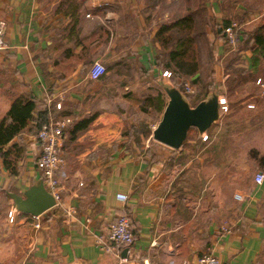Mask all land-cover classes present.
Here are the masks:
<instances>
[{
    "label": "crops",
    "instance_id": "0c3cea01",
    "mask_svg": "<svg viewBox=\"0 0 264 264\" xmlns=\"http://www.w3.org/2000/svg\"><path fill=\"white\" fill-rule=\"evenodd\" d=\"M223 1L210 0L211 11L224 14ZM152 3L0 0V118L20 95L35 99L48 115L71 118L61 138L64 163L56 171L63 203L39 213V226L21 209L32 201L34 188L49 193L35 165V134L18 136L25 150L17 174L4 169L0 156V264H197L196 257L208 247L220 264H264V180L255 184L252 176L244 189L227 183L235 171L225 169L220 140H188L192 129L178 148L150 138L168 99L160 84L168 76L155 64L152 38L159 21ZM184 12L186 6L179 15ZM168 16L165 12L162 19ZM236 47L246 68L258 72L249 62V49ZM131 52L146 74L121 73ZM93 61L111 68L89 78ZM112 70L118 74L110 75ZM251 83L260 87L250 94L256 101L246 105L256 104L261 113L264 73ZM127 95L139 100L136 108L158 116L152 125H132L139 131L136 141L126 134L129 126L115 128L108 118L116 113L115 101ZM223 97L227 110L236 108ZM89 115L93 121L76 123ZM214 127L215 122L204 132L212 137ZM210 144L217 148L212 156ZM210 161L218 164L211 174ZM236 192L241 199L234 198ZM120 213L131 222L132 242L99 248L96 237L105 238L109 222Z\"/></svg>",
    "mask_w": 264,
    "mask_h": 264
},
{
    "label": "rangeland",
    "instance_id": "374dc122",
    "mask_svg": "<svg viewBox=\"0 0 264 264\" xmlns=\"http://www.w3.org/2000/svg\"><path fill=\"white\" fill-rule=\"evenodd\" d=\"M152 1V5H155L153 16L159 22L174 19L189 4L192 5L194 3V9H199L201 2H204L206 5L205 11H199L195 15L198 24L200 23L197 29L203 30V34L197 38L201 82H197L193 86L187 84L194 90L188 96L191 103L196 104L204 92L209 93L213 90L218 92L217 89L223 88L224 76L229 73V70L225 68L228 61L238 69L236 74H239L241 78H249L250 70L246 68V60L236 46L244 48L243 41L248 40V36L255 25L261 21V18H264V0H224L222 5L225 12L221 15L211 11L210 0ZM165 12L169 16L162 19V15ZM223 19L236 20L240 25V36L236 41L238 45H230L220 34L219 25ZM134 53L131 52V58L123 59L122 66H120L121 73L125 76L133 77L146 74L136 53ZM115 70L109 71V74H118ZM263 71L262 73H264ZM164 81H170V76L166 77ZM246 81L234 89L232 99L238 104L236 108L226 111L220 110L219 117L215 121L216 127L213 130V134H215L212 137L209 136L210 132L206 131L207 138L202 139L201 134L197 136L194 129L192 131L189 129L190 132L187 135L188 140H196L198 138L199 141L205 142L211 138L213 140H220V147L225 150V163H223L225 169L227 172L235 171V178L227 179V183L243 189L247 187L246 183L250 181V178L256 171H264V104L261 107V113H258L256 104L253 108L246 105V102L256 101L250 97V94H254L258 86L256 83L250 84V81ZM223 96L225 95L223 94ZM239 98L242 99L239 100ZM229 100L230 98L227 97L228 102ZM138 101L133 100L131 95H127L126 97L121 96L115 101L114 105L120 125L124 127L129 126L130 130H127L126 134L130 135V138L135 141L139 139V131L137 132L136 128H132V125H141L143 123L152 125L158 118L157 114L148 111L143 112L136 108L135 106ZM240 101L243 102L239 103ZM142 134V137L145 138L149 134V131L146 130ZM221 144L224 145L221 146ZM208 149H211V156L213 155L212 151L217 150L211 144ZM217 165L213 161L207 164L208 170L211 171L210 174L217 169ZM212 176L209 180L211 183L213 182Z\"/></svg>",
    "mask_w": 264,
    "mask_h": 264
},
{
    "label": "trees",
    "instance_id": "16d2710c",
    "mask_svg": "<svg viewBox=\"0 0 264 264\" xmlns=\"http://www.w3.org/2000/svg\"><path fill=\"white\" fill-rule=\"evenodd\" d=\"M193 6L194 3L192 5L189 4L186 7V12L174 19L159 22L152 38L157 43L154 53L155 64L162 70L170 71V81L181 90H183L186 84L193 86L195 83L201 82L197 38L203 34V30L197 29L200 23L198 24L195 15L199 11H205L206 5L204 2H201L199 9H194ZM228 21L229 19H223L219 25V29L221 30V24H225ZM243 44L244 48H248L251 51L249 62L251 65L258 66V72L250 71L249 78H241L239 74H236L238 69L232 66L231 62H227L225 68L229 70V73L224 81L223 88L217 90L218 93H222L230 98L229 105L237 103L232 99L236 86L241 85L245 80H253L257 74H262V70H264V18H261V21L255 25L248 36V40L243 41ZM108 67L111 68V66ZM108 67H105V71ZM186 94L188 95V93ZM205 95L206 92L203 93L201 98ZM62 116H67V114L55 115L54 117ZM93 117V115H89L77 120L76 123L87 124L93 121ZM110 117L113 124H115V128L121 126L116 113L112 116L108 115V118ZM47 118L48 110L45 107H39L35 99L24 95L16 97L11 102L6 113L0 118V156L3 167L9 174L14 175L18 173L19 162L24 156L25 145L20 141L18 136L23 131L36 134L38 128ZM100 121L105 122L104 114L101 116ZM194 128L189 127L187 132L189 129Z\"/></svg>",
    "mask_w": 264,
    "mask_h": 264
},
{
    "label": "built area",
    "instance_id": "2783aa9c",
    "mask_svg": "<svg viewBox=\"0 0 264 264\" xmlns=\"http://www.w3.org/2000/svg\"><path fill=\"white\" fill-rule=\"evenodd\" d=\"M240 25L236 20H229L225 24H221V34L226 42L234 46L238 37L240 36ZM105 72V66L100 61H93L90 65L87 76L92 79H96ZM163 76H169L170 71L163 70L161 73ZM256 83L261 84L260 78L255 80ZM184 93H192L194 90L187 84L184 86ZM219 108L222 111L227 110V104L225 98L220 96L218 98ZM55 106L60 107V103L56 102ZM250 106V105H248ZM71 122L69 116H62L55 118L52 115H48L47 120L41 124L38 128L35 138L38 145V151L35 157V165L40 171L44 185L46 186L49 194L53 199V205H61L62 198L60 195L59 179L56 175V171L60 169L63 165L64 160L60 152L61 138L63 130ZM201 138H207V134L203 131L201 133ZM264 180V172L261 170L256 171L253 174V182L255 184H261ZM235 199H241V194L234 193ZM38 215L31 214V218L34 221V226H39ZM7 216L9 220L14 218L13 213L8 211ZM222 231H229V228L222 226L220 228ZM133 240V234L131 229V222L127 215L124 213L118 214L113 220H111L107 226L106 237L102 238L97 236L95 239L96 244L99 248L103 250H109L112 246L116 245H127ZM197 264H220L219 259L213 253L210 247L196 257ZM142 264H148L146 262Z\"/></svg>",
    "mask_w": 264,
    "mask_h": 264
},
{
    "label": "water",
    "instance_id": "95a60500",
    "mask_svg": "<svg viewBox=\"0 0 264 264\" xmlns=\"http://www.w3.org/2000/svg\"><path fill=\"white\" fill-rule=\"evenodd\" d=\"M168 99L159 121L151 131L153 139L172 148L180 147L189 127H195L199 134L215 122L220 114L218 93L211 91L191 105L187 96L170 81H160ZM30 196L32 201L21 206V209L33 215L41 213L53 205L49 193L41 187L34 188Z\"/></svg>",
    "mask_w": 264,
    "mask_h": 264
}]
</instances>
